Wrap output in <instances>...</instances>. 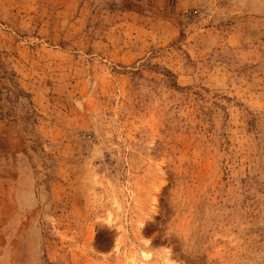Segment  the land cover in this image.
<instances>
[{"label": "rangeland", "instance_id": "1", "mask_svg": "<svg viewBox=\"0 0 264 264\" xmlns=\"http://www.w3.org/2000/svg\"><path fill=\"white\" fill-rule=\"evenodd\" d=\"M165 261L264 264V0H0V264Z\"/></svg>", "mask_w": 264, "mask_h": 264}, {"label": "bare ground", "instance_id": "2", "mask_svg": "<svg viewBox=\"0 0 264 264\" xmlns=\"http://www.w3.org/2000/svg\"><path fill=\"white\" fill-rule=\"evenodd\" d=\"M148 254H145V257H147L148 258ZM141 264H143V263H141ZM163 264H170L169 262H167V261H165ZM173 264V263H172Z\"/></svg>", "mask_w": 264, "mask_h": 264}]
</instances>
